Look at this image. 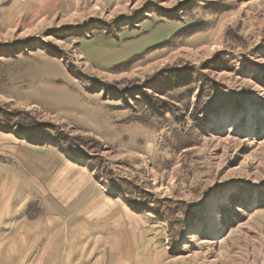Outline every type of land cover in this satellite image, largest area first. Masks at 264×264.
<instances>
[{
	"label": "rangeland",
	"instance_id": "rangeland-1",
	"mask_svg": "<svg viewBox=\"0 0 264 264\" xmlns=\"http://www.w3.org/2000/svg\"><path fill=\"white\" fill-rule=\"evenodd\" d=\"M186 68L215 86L196 121L197 85L160 96L183 125L137 109ZM0 185L29 215L104 208V264H264V0H0Z\"/></svg>",
	"mask_w": 264,
	"mask_h": 264
},
{
	"label": "crops",
	"instance_id": "crops-1",
	"mask_svg": "<svg viewBox=\"0 0 264 264\" xmlns=\"http://www.w3.org/2000/svg\"><path fill=\"white\" fill-rule=\"evenodd\" d=\"M13 193L11 186L0 185V264H104V208L90 200L69 217L29 215L25 201ZM116 226L108 237L117 252ZM124 260L125 255L115 264Z\"/></svg>",
	"mask_w": 264,
	"mask_h": 264
},
{
	"label": "trees",
	"instance_id": "trees-1",
	"mask_svg": "<svg viewBox=\"0 0 264 264\" xmlns=\"http://www.w3.org/2000/svg\"><path fill=\"white\" fill-rule=\"evenodd\" d=\"M158 77L163 78L161 84H149L148 89L152 91L151 94H149L146 88L138 87L135 90H132L130 92V95L135 102L139 103L140 107H137V109L140 110L143 106H147V108L149 109V113L156 116H164L166 112H169L167 109H165L166 104L168 105L169 103L170 113L174 116L175 121H178L181 125H183L186 121L183 120L186 116L184 114L185 110L182 109L181 106H179L178 102H173L171 100L168 102L165 99L161 98V95H166L168 97L172 90L179 89L182 86L190 89L193 88L195 90V85H197L195 101L192 103L193 106L188 112V116L196 121L199 111V105L202 99L204 98V96L210 97L215 92L214 82L198 69H170L157 74L155 78L160 79ZM124 101L125 103H127L126 99H124ZM145 115L146 114H143L142 116H140V118L144 120L145 118H147V116ZM25 119L27 121L26 123L30 125V127H27L28 130H26L27 135H42V137L49 136L52 138L53 143L58 145L63 152L81 156L83 155V152L76 142L84 141V143H86L87 141H90L88 139H82L79 136L71 137L60 131L53 124L34 121L33 119L28 117H26ZM153 204L155 205L156 209L160 210V214H165L163 208V205L165 204L164 201L156 200L153 201ZM166 218L168 217L166 216Z\"/></svg>",
	"mask_w": 264,
	"mask_h": 264
},
{
	"label": "bare ground",
	"instance_id": "bare-ground-1",
	"mask_svg": "<svg viewBox=\"0 0 264 264\" xmlns=\"http://www.w3.org/2000/svg\"><path fill=\"white\" fill-rule=\"evenodd\" d=\"M192 46V45H191Z\"/></svg>",
	"mask_w": 264,
	"mask_h": 264
}]
</instances>
